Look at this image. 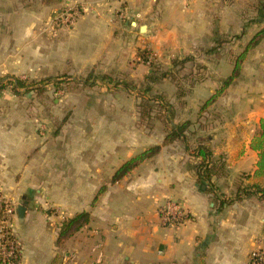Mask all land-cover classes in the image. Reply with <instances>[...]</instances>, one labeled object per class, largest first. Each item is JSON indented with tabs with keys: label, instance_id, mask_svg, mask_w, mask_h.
Instances as JSON below:
<instances>
[{
	"label": "crops",
	"instance_id": "obj_1",
	"mask_svg": "<svg viewBox=\"0 0 264 264\" xmlns=\"http://www.w3.org/2000/svg\"><path fill=\"white\" fill-rule=\"evenodd\" d=\"M13 1L0 0V25L19 20L26 33L17 38L20 58L13 68L18 73L94 72L137 82L150 71L137 56L145 49L163 64L192 57L206 66V80L194 86L184 104L173 103L170 96L173 123L190 121L188 146L207 139L213 158H222L226 174L212 179L221 199L232 198L239 186L264 187V178L251 177L257 153L250 149L264 117V0H74L89 6L68 26L58 24L61 12L49 14L41 0L20 6ZM261 31L237 78L211 105L216 111L222 107L225 115L211 117L207 108L202 114L211 117L209 124L196 123L204 100L232 74L238 56ZM118 99L105 97L98 109L99 100L90 103L84 110L88 126L66 125L74 132L0 140V190L24 199L10 201L21 263L249 264L256 241L264 238V201L251 197L218 208L197 182L196 160L186 144L163 146L154 158L108 185L124 162L161 145L166 135L158 121L150 131L140 127L134 100ZM102 186L106 190L97 196ZM167 201L180 203L189 220L177 228L162 226L159 209ZM18 206L25 207L23 216ZM83 212L89 214L88 224L58 246L63 221Z\"/></svg>",
	"mask_w": 264,
	"mask_h": 264
},
{
	"label": "rangeland",
	"instance_id": "obj_2",
	"mask_svg": "<svg viewBox=\"0 0 264 264\" xmlns=\"http://www.w3.org/2000/svg\"><path fill=\"white\" fill-rule=\"evenodd\" d=\"M30 1L31 0H14L13 4L14 6L30 5L32 4ZM66 1L69 3H64ZM73 1L74 0H41V3L43 6L50 7L49 9L51 10L49 14L58 9L59 12L69 14L76 20L84 15L83 9L89 6V3ZM99 3L92 5L97 6ZM14 16L21 18L27 15L16 14ZM22 26L19 20L10 25H0V140L3 139L4 135H12L13 137L27 136L29 138L30 136H35L46 138L64 132H74L68 131V127L65 128L68 123H74L75 125L73 126L77 125L79 129H82V127H85V125L88 126L87 124H89V122L85 123L84 110L86 107L90 108V103H98L96 102L97 100H99L101 104L98 103L94 108L98 109L102 107V102L105 97L117 101L119 100L118 98H122L123 102H126V99L130 98L131 101L134 100L135 104L139 101L137 94L142 91L140 87L144 78L135 82L125 77L121 78L118 76L106 75V77H103V75H98L94 72L77 74L58 72L57 75H53L55 74L53 71L46 69L41 71L36 70V72L34 70L23 69L18 73L13 66L17 65L16 62L20 58V47L17 44V38L20 39V37H24L23 34H26L21 33L20 28H22ZM47 38L52 39L53 37L49 35ZM154 59L161 65L163 70H168L170 68L171 63L163 64L156 56ZM191 65L192 64H188L187 69L190 68ZM204 67L207 69L206 66ZM206 75H208V69ZM15 80H19L23 83V87H19L16 92L13 89V82ZM160 83L163 84L162 88L159 90L153 88V93L164 95L171 103L173 99H170V96H173V103L184 104L191 90L200 82L195 81L189 93L181 99H176L175 94L177 90L175 89V85L168 79ZM186 83L188 84V82L183 83L182 88L187 90L188 87ZM171 84L174 92L169 87ZM110 90H112V92H109ZM197 96L201 99L203 94L198 93ZM210 96H207L203 104ZM210 107L211 106L208 107L210 110L208 109L205 113H210L211 117L220 118L225 115L224 111L221 110L222 107H218V111L215 109L211 110L212 107ZM205 110L202 111L199 109L194 115V121L196 123H200V125H202V123H204V125L209 124L211 117L202 114ZM124 112H127V110L124 109ZM136 117L138 119L137 111ZM203 119H205V121H203ZM241 177L244 179L246 176L243 177V175H241L240 179ZM109 180L108 178V182ZM240 184H242V182H240ZM0 201H24V199H22L21 195L12 199L5 194L4 191L0 190ZM12 208L15 209V206L12 205ZM263 242L264 238L256 241L252 251L264 250V245H262ZM259 247L261 248L259 249Z\"/></svg>",
	"mask_w": 264,
	"mask_h": 264
},
{
	"label": "trees",
	"instance_id": "obj_3",
	"mask_svg": "<svg viewBox=\"0 0 264 264\" xmlns=\"http://www.w3.org/2000/svg\"><path fill=\"white\" fill-rule=\"evenodd\" d=\"M263 31L257 33L251 41L245 46L244 51L238 56L232 74L227 77L221 84V86L205 101L200 110H205L209 106L215 103L218 97L227 89L232 81L237 78L241 63L244 60L246 52L258 44ZM152 53L148 50H138L137 56L143 64L149 66V73L144 77L141 82L142 91L137 94L138 102L136 104V111L138 115V125L144 127L150 131L154 122L158 121L162 124L166 131V135L161 145H155L142 153L132 157L128 161L124 162L111 176L108 185H113L121 181L134 169L139 167L144 161L154 158L160 152L163 146L172 144L174 142H182L186 144L185 150L195 160V175L197 182L205 187V192L213 196L214 203L218 208H222L225 205H230L235 202H239L243 199L255 197L259 201H264V187L258 184H249L243 187H238L232 198L221 199L216 194V187L213 178L223 177L226 174L225 163L222 158H213L212 151L208 144V140L204 139L197 141L194 147L188 146L187 135L192 123L185 121L182 123L174 124V108L172 103L167 100L164 95L153 93L155 85L161 81L168 79L175 85L177 90L175 97L181 99L189 93V90L195 84V81L201 82L206 79V69L204 65H199L194 62L192 57H185L183 59H174L171 61L170 68L163 70L153 58L148 64ZM188 64H192L187 69ZM103 77H106L103 75ZM102 77V78H103ZM184 82H188V89L182 88ZM19 87H23V83L19 80L13 82V89L16 90ZM126 88V87H125ZM151 94V95H150ZM250 149L257 153V162L255 170L252 174L253 179L264 178V117L259 120V125L256 133L250 141ZM249 176H246L247 178ZM106 190V186H102L97 196L102 194ZM89 222L88 213H79L72 218L65 219L61 224L58 232L57 244L61 245L66 239L72 236L75 232L80 230L84 225Z\"/></svg>",
	"mask_w": 264,
	"mask_h": 264
},
{
	"label": "built area",
	"instance_id": "obj_4",
	"mask_svg": "<svg viewBox=\"0 0 264 264\" xmlns=\"http://www.w3.org/2000/svg\"><path fill=\"white\" fill-rule=\"evenodd\" d=\"M74 18L65 13L56 17V22L61 26H68ZM155 57L151 55L148 64ZM15 214L10 201H0V264H22L20 249L11 229V217ZM161 224L168 228H177L189 220V215L184 207L175 201H167L159 209ZM249 264H264V250H255L250 253Z\"/></svg>",
	"mask_w": 264,
	"mask_h": 264
},
{
	"label": "water",
	"instance_id": "obj_5",
	"mask_svg": "<svg viewBox=\"0 0 264 264\" xmlns=\"http://www.w3.org/2000/svg\"><path fill=\"white\" fill-rule=\"evenodd\" d=\"M143 30H144V27H142L141 31H143ZM17 210H18V215L23 216L24 211H25V207L24 206H18Z\"/></svg>",
	"mask_w": 264,
	"mask_h": 264
}]
</instances>
